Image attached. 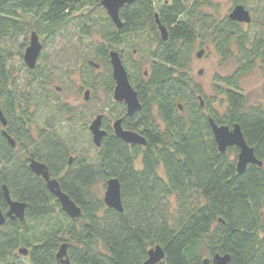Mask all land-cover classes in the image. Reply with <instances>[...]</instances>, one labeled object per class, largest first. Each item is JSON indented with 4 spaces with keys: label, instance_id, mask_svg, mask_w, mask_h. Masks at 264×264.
Segmentation results:
<instances>
[{
    "label": "trees",
    "instance_id": "trees-1",
    "mask_svg": "<svg viewBox=\"0 0 264 264\" xmlns=\"http://www.w3.org/2000/svg\"><path fill=\"white\" fill-rule=\"evenodd\" d=\"M101 1L0 0V110L6 120L5 126L0 122V209L4 213L8 207L4 186L11 199L26 205L23 220L6 218L0 228V264H61L56 253L63 243L69 264H143L156 245L164 252L158 264H204L205 254L216 253L228 254V264H264V105L247 104L234 73L215 78L226 101L219 112L211 105L213 99H199L202 91L187 71L196 43L206 40L222 60L233 58L234 48L238 72L250 70L257 61L264 65V39L250 37L242 23L228 16L217 20L201 11L198 0H162L158 8L154 0L124 5L119 9L120 28L104 16L100 27L107 30L100 33L103 41L94 46L92 57L85 59L82 79L93 93L101 84L110 93L112 45L143 33L154 36L146 53L147 69L122 61L126 70L133 69L127 74L141 109L124 116V105H113L124 116L123 128L138 131L146 144L125 143L105 121L106 135L94 156H69L70 151L76 153L72 143L50 135L47 128L40 130V138L32 137L27 127L32 102L25 86L29 92L43 89L49 84L47 71L38 64L26 67L29 79L21 90L5 43L22 36V45L27 44L31 31L53 37L69 23L81 42L95 27L87 9H104ZM256 1L264 6V0ZM155 14L167 29L166 40L155 33ZM89 60L106 68L104 79L92 76L98 68ZM45 107L52 106L45 102ZM210 118L218 125L238 124L262 165L250 163L238 173V148L219 152ZM31 154L46 164L61 190L80 207L79 217L59 209L45 181L30 170ZM112 177L120 183L121 212L107 207L95 190ZM23 248L26 254L19 252Z\"/></svg>",
    "mask_w": 264,
    "mask_h": 264
},
{
    "label": "rangeland",
    "instance_id": "rangeland-1",
    "mask_svg": "<svg viewBox=\"0 0 264 264\" xmlns=\"http://www.w3.org/2000/svg\"><path fill=\"white\" fill-rule=\"evenodd\" d=\"M198 1L202 4L200 6L201 11L210 14L217 20L226 17L234 5L242 4L251 16L249 23L241 24L242 30L247 32L250 37H261L264 39V6L258 1L242 0L236 3L234 0H207L208 4L204 3V0ZM161 2L162 0H154V6L158 8ZM87 10L92 15L95 27L91 35L85 36L81 42L78 41L76 29L70 23L65 30L58 32L53 37L46 34H38L42 49L37 59V64L46 69L47 72H44L46 77L44 78H47L46 82L48 80L49 84L46 83L43 89L37 88L30 92V87L25 86L29 94L27 96L32 102L28 106L30 121L27 122V127L32 137L34 139L40 138V130L47 128L46 130L48 131L46 132L50 135L72 143L70 147L76 153L70 151L69 156L73 158L78 154L83 156L95 155V146L92 142L88 125L97 114L103 115L102 125L103 121H105L108 122L110 127L112 122L120 117L117 108L113 106L117 104L112 97L113 90L108 93L103 84H101L97 85L96 91L93 93L82 79L85 59L92 57L94 46L103 41L100 33H104L107 30V28L102 29L100 27L105 24L104 16H107L105 10L97 7H90ZM155 33L160 37L158 28L155 29ZM153 37L152 34L147 33L139 36L134 35L118 46L112 45L110 49L118 51L123 62H127L128 59L139 64L140 68L144 70L148 68L149 60L146 59V53ZM23 41V37L19 36L15 41L5 43L7 49L12 53V71L18 77L21 90L29 79L27 68L23 62V53L27 44L22 45ZM151 47H154V44H151ZM198 51H202L200 57L196 56ZM232 52L233 58L222 60L209 40L204 43L198 41L194 47L191 61L187 66L191 82L200 87L202 91L201 98L213 99L211 102L212 107L222 112L226 101L224 95L217 90L219 88L215 87V83L220 84V81L215 78L216 76L226 77L238 73L237 82L246 98L247 104L264 105V65L257 61L250 70L242 73L238 72L239 64L234 56L236 55V50L232 48ZM129 68L127 72L128 70L129 73L133 72L130 66ZM109 74L111 75V68L109 69ZM106 75L105 67L98 68L92 74L97 80L104 79ZM86 91H88L87 100L84 99ZM45 102L50 103L52 107H45ZM62 104H66L65 106L70 109V112H67ZM153 115L156 123L161 126L162 124L155 109L153 110ZM136 165L137 167L140 166L139 159L136 161ZM159 174H163L161 168L159 169ZM95 190L103 198L105 182L96 184ZM205 257L211 258L208 254H205Z\"/></svg>",
    "mask_w": 264,
    "mask_h": 264
},
{
    "label": "water",
    "instance_id": "water-1",
    "mask_svg": "<svg viewBox=\"0 0 264 264\" xmlns=\"http://www.w3.org/2000/svg\"><path fill=\"white\" fill-rule=\"evenodd\" d=\"M135 0H102L101 6L104 8L106 15L116 28L122 26V21L119 17V9L126 4L132 3ZM155 16V23L160 31V37L162 40L167 39V29L159 21L157 14ZM228 18L237 21L239 23H249L251 16L249 11L242 5L236 4L227 14ZM42 45L39 41L38 35L31 31L29 35L28 45L25 47L23 53V62L28 69H34L37 64V59L41 53ZM202 51L196 52V56L200 57ZM109 64L111 68V77L114 81V87L112 91V97L116 102H123L125 105V115L132 116L141 109V103L138 99L136 90L129 82L127 70L122 63L119 52L116 50H110L108 52ZM89 64L98 68V64L89 60ZM88 91L85 92L84 99L87 100ZM199 99L201 97L199 96ZM102 114H97L88 125V129L91 133V139L96 147L100 146L102 138L106 135V130L102 128ZM0 122L2 126L6 125V120L0 110ZM213 138L217 144L220 153H224L229 146H236L238 148L236 170L238 173H242L245 170L247 164L253 163L259 166L262 162L259 161L253 152V148L250 147L243 137L240 126L234 124L233 126L218 125L209 119ZM113 134L124 141L127 144L142 145L146 144V140L140 133L124 129L122 126V118L115 119L112 123ZM3 134L6 136L11 146L15 145V142L11 136H9L4 130ZM70 162V161H69ZM30 170L36 175L43 178L46 183V187L49 192L56 198L60 205V209L71 218L79 217L81 213L80 207L63 192L59 186V182L56 178L50 176L47 166L35 158H31L29 161ZM3 197L8 206L5 214L0 209V226H2L6 218L10 220H23L25 215V203L11 199L7 188L3 187ZM103 201L107 207H111L119 212L122 211L120 183L117 178H109L106 181L105 192ZM20 253L26 254V249H20ZM56 258L61 264H69L66 252V243L60 245ZM164 258V252L159 245H156L148 250V257L143 264H158ZM230 256L228 254H214L211 258H205L204 264H228Z\"/></svg>",
    "mask_w": 264,
    "mask_h": 264
},
{
    "label": "flooded vegetation",
    "instance_id": "flooded-vegetation-1",
    "mask_svg": "<svg viewBox=\"0 0 264 264\" xmlns=\"http://www.w3.org/2000/svg\"><path fill=\"white\" fill-rule=\"evenodd\" d=\"M116 102V101H115ZM119 103H122L123 105H124V103L123 102H119ZM124 108H125V105H124ZM126 112V111H125ZM126 114V113H125ZM134 115V114H133ZM124 116H126V115H124ZM123 116V117H124ZM121 118H122V121H123V117L122 116H120ZM119 118V117H118ZM117 119V118H116ZM113 123V122H112ZM102 128L103 129H105L104 127H103V125H102ZM111 129H112V124H111ZM125 129V128H124ZM106 130V129H105ZM113 131V130H112ZM139 133V132H138ZM95 146V145H94ZM96 147V146H95ZM31 158H34L33 156H32V154L30 155V159ZM41 162V161H40ZM44 163V162H43ZM45 164V163H44ZM46 165V164H45ZM48 169V168H47ZM49 172V171H48ZM51 176V175H50ZM38 177H40V176H38ZM52 177V176H51ZM42 178V177H41ZM54 178V177H53ZM43 179V178H42ZM7 209H8V207H7ZM6 212V211H5ZM5 212H4V214H5ZM3 226V225H2ZM2 226H0V227H2Z\"/></svg>",
    "mask_w": 264,
    "mask_h": 264
}]
</instances>
